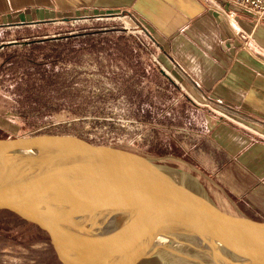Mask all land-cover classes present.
<instances>
[{"label":"rangeland","instance_id":"rangeland-1","mask_svg":"<svg viewBox=\"0 0 264 264\" xmlns=\"http://www.w3.org/2000/svg\"><path fill=\"white\" fill-rule=\"evenodd\" d=\"M69 18L0 27V137L74 135L121 147L170 167L206 194L199 177L210 174L196 162L197 150L184 149L181 128L234 122L228 110L192 94L129 14ZM35 228L0 211V264H61ZM173 249L140 264L219 262L208 251Z\"/></svg>","mask_w":264,"mask_h":264},{"label":"water","instance_id":"water-1","mask_svg":"<svg viewBox=\"0 0 264 264\" xmlns=\"http://www.w3.org/2000/svg\"><path fill=\"white\" fill-rule=\"evenodd\" d=\"M1 160L8 180L0 187V211L46 234L61 264L86 263L62 243L56 222L104 249L96 264H140L160 257L162 238L230 264H264V214L222 207L150 157L74 135L39 133L0 137ZM31 165L50 171L31 173ZM61 168L93 175L126 204L105 200Z\"/></svg>","mask_w":264,"mask_h":264},{"label":"crops","instance_id":"crops-1","mask_svg":"<svg viewBox=\"0 0 264 264\" xmlns=\"http://www.w3.org/2000/svg\"><path fill=\"white\" fill-rule=\"evenodd\" d=\"M118 13L153 35L192 94L233 117L181 128L184 149L197 150L210 174L199 177L206 195L226 208L264 212V20L224 0H0V27Z\"/></svg>","mask_w":264,"mask_h":264},{"label":"bare ground","instance_id":"bare-ground-1","mask_svg":"<svg viewBox=\"0 0 264 264\" xmlns=\"http://www.w3.org/2000/svg\"><path fill=\"white\" fill-rule=\"evenodd\" d=\"M5 165L6 164H5L4 160H1V162H0V168H1V170H0V187L3 186L8 180L7 174L4 173ZM16 167L17 166H13V169H15ZM31 167L33 168V170H31V168H28V171L29 172L31 171V173H35V174L39 173L40 172L39 170L50 171V169H45L46 167H43L40 165H37V166L31 165ZM38 167H41L42 169H39ZM16 169H19V168H16ZM37 171H39V172H37ZM51 171H53V170H51ZM59 171L61 173H63L64 175H66V176L72 178L73 180L77 181L80 185H83V186L95 191L99 196H101L102 198H104L105 200H107L109 202H112L115 204H126L125 199H122L118 196H115L112 193H109L105 188L101 187L102 185L99 183V181L93 175H85L83 173H79L77 170H69L66 168H61V169H59ZM56 224H57V230L61 234L60 237H61L62 243L65 245V247L71 252V254L78 261H81V262L86 263V264H96L98 262V260H100V258L103 257V254H104L103 248H100L94 244H90V243H87V242H84V241L77 239L70 232H66L62 223L56 222ZM173 243H175V242H171L166 238H162V239H160V241H158L157 249H159L160 251H162V249H163L165 251L169 250V251L173 252V250H174L173 247H177L175 245L171 246V244H173ZM190 259H192V258H190ZM215 264H217V263H215ZM218 264H230V262L228 263L227 261H219Z\"/></svg>","mask_w":264,"mask_h":264},{"label":"built area","instance_id":"built-area-1","mask_svg":"<svg viewBox=\"0 0 264 264\" xmlns=\"http://www.w3.org/2000/svg\"><path fill=\"white\" fill-rule=\"evenodd\" d=\"M224 1L249 12L256 19V22H260L264 20V0H224ZM229 15L234 16L235 10L229 12ZM241 36L246 42L251 40V35L246 32H242ZM218 103L221 102L218 101Z\"/></svg>","mask_w":264,"mask_h":264},{"label":"trees","instance_id":"trees-1","mask_svg":"<svg viewBox=\"0 0 264 264\" xmlns=\"http://www.w3.org/2000/svg\"><path fill=\"white\" fill-rule=\"evenodd\" d=\"M8 213V212H7ZM9 215H12V216H14L13 214H10V213H8ZM14 217H16V216H14ZM17 219H19L18 217H16ZM24 222V221H23ZM34 227V226H33ZM35 228V227H34ZM35 230H37L38 232H40V233H42L43 235H45L46 236V234H44L43 232H41L40 230H38L37 228H35ZM47 237V236H46Z\"/></svg>","mask_w":264,"mask_h":264}]
</instances>
